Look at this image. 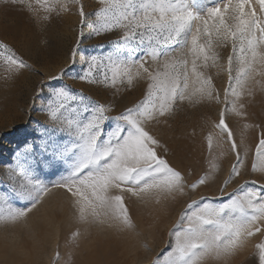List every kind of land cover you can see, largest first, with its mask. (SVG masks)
<instances>
[{
	"label": "snow or ice",
	"instance_id": "1",
	"mask_svg": "<svg viewBox=\"0 0 264 264\" xmlns=\"http://www.w3.org/2000/svg\"><path fill=\"white\" fill-rule=\"evenodd\" d=\"M5 2L35 11L33 0ZM35 3L46 13L45 20L52 13L70 11V4L78 5L83 38L87 14L80 0H35ZM99 3L102 7L94 14L97 19L92 31L100 35L119 30L122 35L101 55H85L81 73L71 78L105 87H114L118 79L132 84L134 79L144 78L149 81L145 98L113 116L110 104L95 101L67 85L51 86L41 107L48 117L47 123L38 122L32 139H26L4 166L7 182L0 180V221L16 222L27 217L52 189H63L72 203L76 223L115 221L127 228L132 222L125 194L142 197L155 191L174 197L183 194L186 187L196 190L206 185L209 173L189 183L183 172L158 154L162 145L150 133L148 125L171 114L178 100L191 101L196 97V102L207 99L219 103V92L202 69L208 67L209 60L215 66L219 59L215 48L227 47L229 41L233 54L228 56L226 107L215 127L230 143L236 163L221 192L234 177L241 175L248 151L245 149L242 154L238 150L225 115L230 106L235 116L246 119L247 105L238 101L243 96L254 98L257 86L264 93V0H211L210 3L99 0ZM79 43L78 40L68 65L51 80H61L76 65ZM177 49L179 57L175 55ZM145 57L156 62L157 67L147 66ZM0 60L10 73L31 67L2 41ZM234 60L239 65L235 75L232 74ZM189 69L192 83L199 84L190 93ZM43 93V87L36 90L38 98ZM229 96L234 99L229 100ZM244 127L250 125L245 123ZM207 141L211 148V133ZM252 171L264 174V133L256 145ZM247 184L246 181L229 193L227 201L215 203L206 196L193 200L170 232L174 244L167 253L166 264H203L208 258L230 256L247 238L264 230V185L255 188ZM15 201L23 206L13 207ZM80 234L77 229L72 236L77 238ZM256 249L259 264H264V241Z\"/></svg>",
	"mask_w": 264,
	"mask_h": 264
},
{
	"label": "rangeland",
	"instance_id": "2",
	"mask_svg": "<svg viewBox=\"0 0 264 264\" xmlns=\"http://www.w3.org/2000/svg\"><path fill=\"white\" fill-rule=\"evenodd\" d=\"M202 2L210 3L211 0ZM80 3L87 14L83 38L80 37L81 17L76 4L69 5L70 11L52 13L45 20L43 17L46 13L35 0V11L0 0V41L31 66L21 69L19 73H10L7 65L0 60V180L5 183V164L12 160L14 152L26 139H32L33 130L48 121L41 107L51 86L67 85L95 101L110 104L113 107L110 115L113 116L145 98L149 81L144 78L134 79L132 84L126 80L121 83L118 79L114 87L71 78L81 73L85 55H101L109 50L111 42L122 35L119 30L96 35L92 31L97 19L94 14L102 5L99 0H80ZM78 40L76 65L61 80H51V77L60 74L62 67L68 65ZM215 51L219 54L215 66L209 60L208 67L202 71L205 77H211L215 91L219 92V103L207 99L196 102V97L191 101L178 100L171 114L159 117L148 125L150 133L162 145L158 154L183 172L189 183L209 173L206 185L196 190L186 187L183 194L174 197L155 191L142 197L125 194V205L132 222V226L127 228L120 227L115 221L104 224L76 223L68 195L63 189H52L27 217L16 222L0 221V264H126L125 261L129 262L130 258L134 259L129 264H166L167 253L174 244L170 232L176 228L182 213L193 200L206 196L219 203L227 201L228 194L246 181L247 187L259 188L264 185V174L252 171L256 145L264 133V93L257 86L254 98L243 96L238 101L247 105L246 119L235 116L230 106L226 112L225 120L234 133L238 150L243 154L247 149L248 155L240 169L241 175L234 177L221 192L232 165L236 163V154L231 150L230 143L215 127L221 111L226 107L224 90L229 87L227 69L228 56L233 54L231 41L227 47H217ZM175 55L180 56L179 49ZM145 60L147 66L153 69L157 67L149 57H145ZM238 68L234 60L233 75ZM189 74L190 93L199 84L192 83L190 69ZM40 87H43L44 93L38 98L36 90ZM232 99L229 96V100ZM245 123L250 127L245 128ZM209 133L213 136L211 148L207 141ZM252 181H256V184H252ZM12 206H23V203L15 201ZM43 214L47 217L43 218ZM77 229L81 234L73 238L72 233ZM94 234L96 238L92 242ZM262 241L264 230L247 238L234 254L218 259L208 258L203 264H259L256 245ZM92 243L98 245H94L95 250L88 248Z\"/></svg>",
	"mask_w": 264,
	"mask_h": 264
},
{
	"label": "bare ground",
	"instance_id": "3",
	"mask_svg": "<svg viewBox=\"0 0 264 264\" xmlns=\"http://www.w3.org/2000/svg\"><path fill=\"white\" fill-rule=\"evenodd\" d=\"M59 193V192H58ZM61 194V193H60ZM56 196V195H55ZM54 196V197H55ZM50 197V196H49ZM52 197V196H51ZM53 198V197H52ZM51 200V199H50ZM54 201V200H53ZM57 202V201H56ZM43 203V202H42ZM42 208V207H41ZM44 208V207H43ZM42 211V210H41ZM47 216H45V214H43V218H46ZM71 217V216H70ZM49 218V217H48ZM51 221V220H50ZM34 222V221H33ZM68 225V224H67ZM95 226V225H94ZM109 226V225H108ZM105 227V226H104ZM106 228V227H105ZM93 229V228H92ZM71 230V229H70ZM110 232V231H109ZM92 233V232H91ZM111 233V232H110ZM113 234V233H112ZM125 236V235H124ZM96 238V235L94 234L93 235V237H92V242H94V239ZM125 238V237H124ZM96 242V241H95ZM102 242V241H101ZM94 245H97V244H94V243H92L90 246H88V248H90V249H93V247H94ZM98 246V245H97ZM135 248V247H134ZM93 250H95V249H93ZM106 250V249H105ZM131 250H134V252H135V249H131ZM135 255V254H134ZM134 258H130V260H129V262L128 261H125V262H127L126 264H129V263H131V261L133 260ZM132 263H133V261H132Z\"/></svg>",
	"mask_w": 264,
	"mask_h": 264
}]
</instances>
